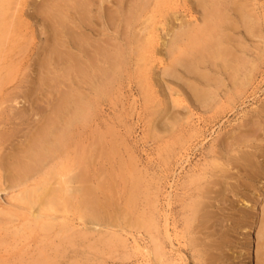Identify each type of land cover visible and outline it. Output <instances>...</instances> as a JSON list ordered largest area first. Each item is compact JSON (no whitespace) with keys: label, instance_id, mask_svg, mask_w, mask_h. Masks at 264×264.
Masks as SVG:
<instances>
[{"label":"bare ground","instance_id":"obj_1","mask_svg":"<svg viewBox=\"0 0 264 264\" xmlns=\"http://www.w3.org/2000/svg\"><path fill=\"white\" fill-rule=\"evenodd\" d=\"M106 1L110 2V6L112 3L113 8L105 6L107 3ZM158 1L160 2V0H129V2L127 0H51L45 5V10H41V15L45 17V22L50 26V33L48 32L49 35L46 37V45L42 47V49L44 48L43 51L45 56L41 65H39V69L41 70L40 73L43 71L44 73L42 74L46 75L44 79L42 78V80L45 81L49 80L48 77L50 75H55L57 78H61V84L63 83L64 87L60 94L64 95L60 97V100L57 103L58 106L55 110L53 109L54 116L50 119L48 116L49 122L47 129L43 127L44 129L42 128V131L41 129L40 131L38 129L40 132L39 134L36 132V136L38 137L33 140L32 149L27 153L28 156L26 159L16 158L17 161L13 167L14 172H12L11 175L16 180L13 184L15 187H19V192L21 193L19 197L24 203L38 204L39 206H42V209L47 208V210L50 209V211L58 210L59 208L60 212H62V209L65 211V208L69 209V206H73L75 199L78 198V204H81V209L79 207L80 211H78V213L80 212V216L88 215L89 218H96L95 214L93 215L96 201L93 197L89 196L90 194L88 193V195L85 190L81 194H78L80 188L75 186L77 185L75 182L74 184L72 183L75 178H73L74 172L71 166L70 169H66L65 165L62 163L56 164L55 166L57 168L55 166L52 168L53 165H49L47 170H50L48 172L43 171L44 175H49L50 179L53 178L54 175L58 178L55 180V183L51 184L50 182V185L46 184V182L42 183L40 181L43 177L42 175L39 180L38 178L37 180L35 179L32 184L28 183V180L31 173L36 174L39 164L42 161L50 162L53 161V159L55 161V158L57 160V157H61L62 154H65L64 157L68 156L69 158L67 153L68 150L66 149V151L64 149L67 145L69 149V144L67 142L65 143L64 140L68 138L67 135L69 133V128L77 126V122L79 121L82 124L87 117L89 101H86L84 97H86L87 94H93V96L97 98H104V95H107V90L109 91L108 88L114 84L116 85V82H118L117 77L122 70L124 61L127 60L129 55V57L133 55L134 59H136L134 61H137L135 63L137 66L134 73L140 84V92L138 93L140 95L143 94V102L145 101L149 103L152 99L151 97H155L152 96V93L158 94V92L161 91V94L163 92L165 93L164 90H166L167 87L164 89V86L170 85V82H172L173 84L175 83L177 88L174 91L175 94H182L184 95L185 100L188 99L189 101V99H192L196 101V103H200L203 111L205 113L208 112L209 114V116L206 117L202 115V122L203 127H206V134L210 132L207 135L209 136V139L210 137L211 139L206 142V146H202V161L190 166L186 173L184 172L185 176H182L183 180L178 183V185L176 184L180 193H174V196L171 192L166 190L168 193H166L167 195L165 197V206L160 202L162 201L160 200V195H157L156 200L152 201V205L154 206L153 211L155 210L154 212L152 211L153 217H150L151 219H149L147 224L145 223V220L139 219V216L136 218V221L141 225L146 226L145 228H147V230L148 226L151 224L152 226H155V229L157 230V234L152 239L154 245L153 248H151V252H153L155 257V263L153 262L154 260L152 262L154 264H170L165 263V260L167 259H164L166 251L164 252L165 247H163V245L165 241L163 242V238H166V240L169 241L168 243H171L170 246L168 245V248L171 250V248H173L171 238L180 235L183 245L188 249V253H190V257L194 258L195 262L197 261V264H264V36H259L260 40L257 39V37L256 39L258 42L256 39H252L253 36H257L256 30L259 28H256L259 25L255 24V26H257L255 27L256 30H254V21L257 22L259 20L258 22H261L260 24L264 26V6L261 5V7L259 6L260 4L257 6L256 3L258 0H241V2L237 1V3L231 4L229 7L227 4L230 2L226 0H172L175 5L178 6L180 4V7L186 12V14L183 15V17L181 16V18L174 15L175 13L173 14L174 16L169 15L170 19H167V21L165 19L164 24H162L163 22H160L162 25H160L158 21L157 23L162 26H159L161 28V30H159L160 28L155 26L154 23L153 25L151 23H149L151 25L147 24L155 17L153 12L158 6ZM251 1L254 2L252 3ZM126 2L128 3L127 9L125 7ZM7 3L8 0H0V54L4 50L2 45L6 41L7 36H12L18 30V27L16 28L15 26L16 24L18 25V23H6L1 20L2 13L6 10ZM167 3L168 2H166V4ZM171 5L170 2V6ZM249 5H251V8H253L254 11L259 8H262V11L260 14L257 12V16L251 15L254 14V12L252 13L250 11ZM125 12H127V14H124ZM168 12L170 13V10H168ZM165 15L166 14H164V17ZM254 16H256L257 20H255ZM5 17H3V19ZM124 26L132 33V35L130 34L131 47L128 49L130 50L129 52L128 50L127 52L125 51L126 47L123 49L124 47L122 48V46L116 43H110V38L118 40V33H120L119 29ZM263 26H261V28H263ZM109 30H111L113 35H109L110 33L108 34V32H110ZM258 30L261 32L260 28ZM252 40H256L254 44H256V42L257 44L259 43V47L256 46V44V47L252 48ZM169 79H172L173 81H168ZM5 81L6 80H4V83ZM169 88L167 91H169ZM170 91L172 92V90ZM170 91L166 93H170ZM71 94H85V96H75ZM242 94H249L247 96L243 95V99L251 97L252 107H245V109L239 107L243 103L242 101H239ZM162 95L166 96L164 94ZM174 97L173 100L169 98V100H166L168 105L170 100L174 103L178 99L174 100ZM44 98L46 97L44 96ZM158 100L159 99H157V102ZM164 100L162 99V101ZM167 102H165V104L163 102L164 106L167 105ZM148 103L146 104L148 105ZM150 103H153V108H149L151 106L147 107L152 110L155 109L154 107L157 106V103L156 106H154V101ZM173 103H170V109H172L170 110L171 112L169 111V106H167L168 109L161 111H164L163 116L158 114L162 104L157 108L159 111L157 110L148 113L150 116H154L156 112V114L161 117L157 119L156 117L155 119L153 118L152 124L149 122L152 125V132H150V134L155 130L153 127L158 126L156 128L157 133L154 131V134H157L156 138L158 139H160V136L158 137L159 133H166V135H171L170 137L173 138L172 134L176 133V130L178 132L177 126L181 123L182 117H180V114L178 115L177 112H172V105L178 106H175L177 110L180 106L182 108L184 107L182 105L179 106L180 102L178 104ZM146 104L144 105L145 108ZM197 107H199V105ZM143 108L144 107L141 109L143 110ZM89 112L91 111L89 110ZM17 113L20 114L19 118L23 117V119H25L24 116H22L23 114L21 115V113ZM150 116L149 118L152 117ZM230 117L232 118L228 120ZM59 121H62V131L59 132V135L50 139V128H56L58 125L57 122ZM216 124H218V126ZM83 125L85 126L84 123ZM83 125L81 130L85 128ZM29 126L32 127L31 125ZM214 126H217L218 130H211ZM113 128L114 127L111 126V130H113ZM148 129L150 131V128ZM197 129L199 130V128ZM183 130H181V132H183ZM31 131L33 130L31 129L30 132ZM186 131L188 132L187 129ZM102 132L104 133V131ZM110 132L112 131H109V133ZM200 132L202 133L203 131L200 130ZM213 133H215V136H212L214 135ZM72 134H70L69 137H71ZM111 134L113 135V132ZM178 134L181 133L179 132ZM189 134L192 135V132ZM203 134L204 136H207L205 135V132L202 133V136ZM100 136V139L105 137L104 134L102 137L101 132ZM113 136L116 139V135ZM146 136H148V139L151 137V135L149 137V133ZM181 136L183 137L186 135L183 134ZM32 137L34 136L32 135ZM164 138H166V136ZM151 139L153 138L151 137ZM111 141L113 140H110L109 144L113 143ZM165 141H167V139ZM28 142L30 141H27V143ZM111 146L112 145L109 147L111 148ZM113 146L112 148H114V150H112V152H115L116 149ZM160 146H162V144ZM20 147L22 146H19L18 148ZM164 151L168 152L169 149L166 148ZM108 152L109 151H107V153ZM94 154L96 155V153ZM82 156L84 158L85 155ZM81 157L79 158L81 159ZM88 157H86V159H88ZM74 158L78 160L77 156H74ZM165 158L166 156L163 157V160H165ZM12 160L13 159H11V161ZM70 160H72V158ZM61 161L63 162V160ZM81 161H84V159ZM73 162H75V160H72V164ZM128 162L131 161L129 160L127 163ZM86 163L89 162L87 161ZM131 163L134 164L133 162ZM49 164H51V162ZM78 168L80 167L78 166ZM131 168L129 169H131L132 172L136 171V169L133 170V165ZM40 172L39 175L41 174ZM6 173H8V171H6ZM136 173L137 171L134 174ZM124 174L127 175L126 170L124 171ZM180 174H178V176ZM141 175L142 179H144V173ZM33 177L34 176H32V178ZM180 177L181 176H179V178ZM119 179H121L120 176ZM125 179L126 180L124 181H127V178ZM152 179L150 181H152ZM115 180L116 179L114 178L113 181ZM150 181L148 184L145 182V186L146 184L148 185V187L146 186L147 189L151 187L149 185ZM138 182L137 184L140 183ZM154 182L155 179L153 183ZM86 183L88 184L87 181ZM120 183L123 185L125 184L123 181ZM153 183L151 182V185H153ZM132 184L134 185L133 188ZM132 184L130 185L131 187H128L132 188V190L135 189L137 191L144 187L139 186L140 189H136L135 187L137 184ZM126 185H129V183ZM146 187H144L143 190H146ZM108 188L110 189V187ZM127 190L131 191V189ZM131 192L133 193V191ZM127 195H129L127 197L131 198L130 193ZM137 195L134 194L132 197H137ZM24 203H22V205ZM154 203L158 204L155 206ZM175 203L179 204V214L177 216L175 215L176 217H172L171 224L169 215L172 213L171 211L174 210L171 206ZM47 213L49 214L50 212ZM34 216L35 215L32 217ZM59 219H62V216L61 218L59 217ZM67 219L70 218L68 217L66 220H62L67 221ZM70 220L72 221L73 219ZM89 220H87V222H89ZM133 220L134 219H132V222ZM94 223L96 222L93 221V224ZM37 224L36 221V225ZM61 224L64 223L61 222ZM50 225L51 224L46 223L42 228H51ZM64 225H59L58 229H60V231L64 229L65 231L66 226ZM38 226H40V223ZM96 226L98 227L97 224ZM168 226H172L171 229ZM159 227H163L162 230H158ZM42 228H40V230ZM105 228L107 229V227ZM28 229H30V227H28ZM32 231L33 230H28V232ZM162 232L164 235H162ZM21 233L22 232L19 234ZM14 234L15 233L12 232L10 235L14 236ZM19 234H15V237L16 235L19 236ZM146 236L147 235H145V237ZM176 241L178 240H175V242ZM134 243L138 244L136 239L135 242L133 240L132 244ZM135 246H138V249H140L139 245ZM135 246L133 248H135ZM130 247L131 246H129V248ZM148 249L149 247H147V249L143 247L141 251L146 252ZM133 250H136V248ZM177 251L174 253L179 256V252L177 254ZM144 252L142 253L145 255ZM144 259V262H146V257ZM147 259L149 260V255ZM172 260L174 261V259ZM39 262L40 259H38L36 263L38 264ZM150 262L151 261L147 262V264H151Z\"/></svg>","mask_w":264,"mask_h":264},{"label":"rangeland","instance_id":"obj_2","mask_svg":"<svg viewBox=\"0 0 264 264\" xmlns=\"http://www.w3.org/2000/svg\"><path fill=\"white\" fill-rule=\"evenodd\" d=\"M49 1L51 0H8L6 10L2 13V16H1V20H3V22H6V23L15 22V24L18 23L19 26L16 24L15 25L16 28L18 27L17 32H15L12 36L11 35L7 36L6 41L2 45L4 50L0 54V68H3V69H0V78H1L0 79V85H1L0 86V175H1L0 176V189H1L0 190V264H37L36 262L38 261V259H40V262L38 264H147V262L149 261H151L150 262L151 264H154L155 257L153 255V252H151L152 251L151 248H153L154 243L152 242V239L157 234V230L155 229V226H152V224L148 226V230H147V228H145L146 226H143L136 221V218L139 216V219L145 220L146 221L145 223L147 224L149 222V219H151L150 217H153L152 211L154 209L153 208L154 206L152 205L153 203L152 201L156 200L157 195H160V200H162L160 202L162 203V205L165 206L166 204L165 197L167 195L166 193H168L166 192V190L171 192L173 195L174 193L175 194L180 193L179 192L180 190L177 189L178 187L177 185L183 180L182 176H185V173L190 168V166L202 161V146L205 145L206 142L211 139V137L209 139V136L207 135L210 132L206 134V127H203V122H202L203 116L206 117V116H209V114L208 112L205 113L203 111L202 105L200 103H196V101L192 99L191 100L189 99V101L188 99L185 100V97L182 94L180 95L175 94L174 91L177 88H176L175 83L173 84L172 82H170L171 83L170 85L164 86V89L166 87L167 89L164 90L165 93L163 92L162 94L166 96H163L161 94L162 91L158 92V94L152 93V96H155V97H151L152 99L150 100V102L154 101V104H155L154 106H156V103H157V106L154 107L155 109L153 110L149 109V108H153L152 106L153 103H150V102L148 103L145 101L143 102V99H144L142 98L143 94L140 95L138 93L140 92L139 91L140 84L137 80L136 74L134 73V70H136V66H137L135 63L137 61H134L136 59H134L133 55H132L133 57L132 56L129 57L130 56L129 55L127 60L124 61L122 70L120 71V74L117 77L118 82H116V85L115 84L113 85L114 88L113 86H111L112 88L110 87L111 89L108 88L109 91L107 90V95L106 96L104 95V98L103 97H101V99L97 98L93 96V94H87L86 97H84L85 94H71L75 96L82 95L86 101L87 100L89 101L87 117L83 121L85 126L83 125V123L81 124V122L79 121L80 123L77 122L78 128L77 126L69 128V133L70 134L73 133L72 134L73 137L72 135L71 137H69L70 134L68 133L67 135L68 138L64 140L65 143L67 142L69 144V149L67 147L68 146L67 144H66L67 145L66 148H64L65 150L66 149L68 150L67 153L69 155V158L68 156L64 157L65 154H62L61 157L59 158L57 157V160L55 158V161L54 159L53 161H50L51 164H49L50 162L42 161L39 164V168L37 169L36 174L31 173L30 174L31 176H29V180H28V183L32 184V182L35 179L37 180L38 178L39 180L40 176L42 175L43 177L41 176L42 178L40 181L42 183L46 182V184L50 185V182L51 184H53L55 183V180L58 178L54 175L55 177L53 176V178L50 179L49 175H46V176L44 175L43 171L48 172L50 170V169L47 170L49 165H53L52 166L53 168L56 164L62 163L63 165H65L66 169L68 168L70 169L72 167L73 172H74L73 178H75L73 179L72 183L74 184L75 182V184H77L75 186L80 188V191L78 192V194H81L85 190V192L87 194L89 193L90 195L89 194L88 195L93 197L94 200L96 201V204L94 206V212H93V215L95 214L96 218H91V217L89 218L88 215L80 216V212L78 213V211H80L81 209L80 207L81 204H78V201H79L77 200L78 198L75 199L73 206H69V209L65 208V211L62 209V212H60L59 208H58L59 211L58 210L50 211V209L47 210V208H44L45 206L43 207L44 209H42V206H39L38 204H31L27 202L24 203L23 200H21L19 197L21 194L19 192L20 190L19 187H15L13 184L14 181L16 180L14 179L13 176H11L12 172H14L13 167L16 164V161H17L16 158L18 157V159H26V157L28 156L27 153H29L30 150L32 149L33 140H35L36 137H38L36 136L37 135L36 132H38L39 134L40 129L41 131L44 128L47 129L49 119L54 116L53 109L55 110V108L58 106L57 103L59 102L60 97L64 95V94H60L62 88L64 87L63 83L61 84L62 79L57 78L55 75H50L48 77L49 80H46V81L42 80V78L44 79L46 75L42 74L44 73L43 71L40 73L41 70L39 69V65H41L44 59V56H45L44 51H43L44 48L42 49V47L46 45L45 40H46V37L50 33V26L47 24V22H45V17H43L41 14H42V11L45 10L46 8L45 5H47ZM127 1L129 2V0ZM226 1L230 2L229 4H227L228 7L231 4L237 3V1L241 2V0H226ZM166 2H168L169 4L168 3L166 4ZM170 2L172 4L171 6H170ZM157 3H158V6L154 9V12H153L155 16L153 18L154 20L152 19L147 24L151 23L153 25L154 23L155 26L160 28L162 27L160 25L165 23L164 20L166 19L167 21V19H170L171 15L172 16L176 15L179 18H181V16L183 17V15L186 14V12L183 11V9L180 7V4L177 6L172 0L171 1L170 0H160V2L158 1ZM256 4L257 6L259 4H260L259 6L261 5L264 6V0H258ZM105 6L109 7L110 2H107ZM127 6H128V3L126 2L125 3L126 9H127ZM110 7L113 8L112 3ZM249 8L252 13L254 12V14H251V15L257 16V12L260 14V12L262 11L261 10L262 8L256 9V11H254L253 8H251V5H249ZM166 10H167V13H166ZM168 10H170L171 14L168 12ZM127 12H125L124 14H127ZM164 14H166L165 17H164ZM256 16H254L255 20H257ZM3 17L5 18L3 19ZM158 21L159 23L160 22L161 23L163 22V23L162 24L160 23L159 25L157 23ZM258 21L257 22L254 21L255 22L254 30H256V28L259 27L261 32H259L258 30L259 28H258L256 30L257 36L256 35H255L256 37L253 36L252 39H256L257 37H258L257 39H259V36L260 37L262 35L264 36V32H262L264 31V26L261 25L260 24L261 22H258ZM255 24L259 26L256 25L257 26L256 27ZM260 25L263 26V28H261ZM159 30H161V28ZM109 31L110 32H108V34L110 33L109 35H113L111 30ZM119 32L120 33H118V36H119L118 40H114L109 37L110 43H116L122 46V48L124 47L123 49H125L126 47L125 51L127 52V50L130 49L131 47L130 37L132 33L131 31L129 32L125 28V26L121 27L119 29ZM94 38L96 37L94 36ZM256 40H252L253 41L251 43L252 48L259 45V43L257 44L258 40L256 42L257 45L254 44ZM129 51L130 50H128V52ZM4 80H6L5 83H4ZM171 80L172 79H169L168 81H171ZM36 87L38 88V90ZM168 88H169V91L172 90V92L170 91V93H166V92H169L167 91ZM27 93L30 94V97H29V94ZM159 93L162 95V97H166V98H162ZM176 95L179 97H177ZM243 95L247 96L249 94H242L239 101H242L243 103L239 107L244 108V109L245 107L246 108L252 107L253 105L251 103L252 102L251 97L247 99H243L244 98ZM44 96L46 98H44ZM88 97L90 98V100ZM173 97L175 98L174 100L178 98L176 101H178L180 98L178 102L175 101L174 103L178 104L180 102L179 106L182 105L184 107L182 108L180 106L178 109L179 111H178L176 109V107L178 106L172 105V108H173L172 112H177L178 115L180 114V117H182V121L180 123L181 125L179 124V126H177L178 127L177 128L178 132L176 130L177 134L176 133L172 134L173 138L170 137L171 135H166V133H163V134L159 133L158 137L160 136V139H158L156 138L157 134H154V131H156L157 133L156 128L158 126L153 127L155 129L153 130V133H152L153 135L150 134V132H152L151 124H152L153 118L155 119L156 117L157 119L160 116H163L164 111L163 112L161 111L168 109L167 106H169V111L172 110L170 109V107L173 102H171L170 100L169 105H168V102L166 100L168 98L173 100ZM161 98L165 100L162 101ZM157 99H159L158 102H157ZM141 102H142V105L144 103L145 104L148 103V105L146 104V108L144 106L145 104L143 106L141 105ZM163 102L164 104L165 102H167V105L164 106ZM189 104L190 105L192 104L193 106L192 105L190 106ZM160 105L162 106L161 109H159L161 113L160 112L158 113L160 116H158V114H156L155 112L156 115L155 114L154 116L151 115L152 116L151 117L148 113L157 111L158 110L157 108L160 107ZM198 105L199 107H197ZM147 106L148 107L151 106V107L148 108ZM142 107H144L143 110L141 109ZM89 110L92 113L89 112ZM17 112L21 113V115L23 114L22 116H24L25 119H23V117L19 118L20 114H18ZM182 115L184 116V118ZM48 116H49V119H48ZM149 116L151 118H149ZM29 117H32V118H29ZM231 118L232 117H230L228 120H230ZM33 122H36V123H33ZM61 122L62 121L57 122L59 126L57 125L56 128L54 127L50 128V131H49V138L51 137L50 139H53L54 137L59 135L60 131H62ZM149 122H151V124ZM218 124L216 125L218 126ZM29 125H31L32 127H30ZM82 125L85 127L83 130H81ZM111 126L114 127L113 130H111ZM217 126H214L213 128H211V130H215V131L218 130ZM146 127L149 133V137L151 135L153 139H151V137L150 139L147 138L148 136L146 135H148V133L146 131ZM196 127L199 128V130ZM148 128H150V131ZM31 129L33 131L30 132ZM186 129L188 130V132L186 131ZM108 130L112 131L113 135H116V139L111 134L112 132L109 133ZM181 130H183V132H181ZM200 130L203 131L202 133L205 132V135L207 136H204V134L202 136V133L200 132ZM102 131H104V133ZM100 132L102 134V137H103V134L105 136L108 133V135L103 137V139L102 138L100 139L99 138ZM179 132L181 134H178ZM191 132H192V135L189 134ZM196 132L198 133V135ZM183 134L186 136L182 137L181 135ZM213 134L214 135L212 136H215V133ZM32 135L34 137H32ZM165 136L166 138H164ZM112 137L115 139V141ZM21 138L23 139V141ZM109 139L113 140L111 141L113 143L109 144L110 142ZM166 139L167 141H165ZM168 139L169 140L171 139V140L169 141ZM27 141H30V142L27 143ZM161 144L162 146H160ZM110 145L112 146L114 145L113 147H115L116 149L115 152L114 151L112 152L114 148H112V146L110 148L109 147ZM19 146H22L23 148L22 147L18 148ZM163 147H164V150H166L167 148L169 149V151L165 152L163 150ZM107 151H109L110 153L109 152L107 153ZM94 153H96V155ZM82 155H85L84 158ZM74 156L75 157L77 156L78 160H76ZM164 156H166L165 160H163ZM79 157H81V159ZM86 157H88V159H86ZM71 158L73 161L75 160L73 164H72V160H70ZM11 159L13 160L11 161ZM64 159L66 162L64 161ZM83 159L84 161H81ZM61 160H63V162ZM129 160L133 162L134 164H132L131 162L127 163V161ZM87 161L89 163H86ZM177 162L179 165L177 164ZM74 163H75V166H74ZM132 165H133V170L136 169L137 171L136 174H134L136 171L132 172L131 170ZM78 166L81 169L78 168ZM122 166L126 170L127 175L124 174L125 170L122 168ZM6 171H8V173H6ZM39 172L41 173L40 175H39ZM143 173H144V179H142L143 176L141 175ZM178 174H180L179 175L181 176L180 178ZM32 176L34 177L32 178ZM119 176L121 179H119ZM114 178L116 179L115 181H113ZM125 178H127V181H124L126 180ZM118 179L121 181H119ZM151 179L152 181H150ZM154 179H155V182L153 183ZM75 180H77L78 182ZM96 180H98L99 182ZM86 181L88 182V184L86 183ZM122 181L123 183L125 182L124 185L120 183ZM149 181H150L149 185L151 187L147 189L148 187L147 184ZM137 182L139 184H137ZM145 182H147L146 184L147 187L145 186ZM151 182L153 183L154 186L151 185ZM128 183L129 185H126ZM132 183L137 184V186L135 187L136 189H140L141 186L142 187L144 186L146 187L145 188L146 190H143L144 187L141 188L142 192L141 190H137V191L135 189L132 190L134 186ZM131 184H132V188H128ZM108 187H110V189ZM127 189H131L133 193L130 190L128 191ZM137 192H138V195H137ZM128 193H130V196L132 199L130 197H127L129 196L127 195ZM143 193H146V194H143ZM134 194H136L137 197L136 196L132 197V195ZM126 197L129 200H127ZM161 197L162 198L164 197L163 198L164 200ZM150 198H152L153 200ZM21 202L24 204L22 205ZM98 204L102 207H100ZM157 204L158 203H154L155 206ZM175 204L171 206V208L173 207L172 209L174 210L171 211L172 213H170L169 215L170 222L172 221L173 216L176 217L179 214V207H178L179 204L178 203H175ZM72 207L76 210H74ZM41 210H42V213H41ZM46 210L47 212H50V213L48 214ZM134 213H138V214H134ZM33 215H35L34 216L35 218L32 217ZM61 216H62V219L66 220V218L69 217L70 219H73V220L71 221L70 219H67V221L69 220L67 222L65 220L59 219V217L61 218ZM89 219L91 220V224H90ZM132 219H134L133 222H132ZM87 220H89V222H87ZM36 221L38 223L37 225H36ZM93 221L96 223L93 224ZM61 222L64 223L65 225L61 224ZM80 222H81V225H80ZM112 222H113V225H112ZM39 223L41 227L38 226ZM46 223L51 224L50 225L51 228H48V229L42 228V226H44V224L46 225ZM96 224L98 225V227L96 226ZM59 225L66 226L65 231L64 229L60 231V229H58ZM70 225H71V229H70ZM28 227H30V229H28ZM105 227H107V229ZM168 227L171 229L172 226H168ZM40 228L42 229L40 230ZM162 228L159 227L158 230L159 229L162 230ZM28 230H33V231L28 232ZM15 231H18L19 233L22 232V233L19 234L18 232H15ZM12 232L15 234H19V236L16 235L15 237V234L14 236L10 235ZM145 235L147 236L145 237ZM162 235H164L163 232H162ZM173 237L175 240H178L180 244L178 243V241L175 242ZM173 237L171 238L172 240L171 242L174 245V246L172 245L173 248H171V250L173 249L172 250L173 252L170 250V248H168L171 243H168L169 241L166 240V238H163V242L165 241L166 243V244L164 243L163 245V247H165L164 252L166 251L165 252L166 254L164 255V259H167L165 260V263L197 264V261L195 262V259L190 257V253H188V249L183 245L182 238L180 237V235L177 236L178 238L176 236H173ZM69 238H72V239H69ZM135 239L138 244H135V243L132 244L133 240L135 242ZM140 240L143 243H141ZM128 245L131 247L129 248ZM135 245H139L140 249H138V246H135ZM134 246L137 251L133 250L135 249L133 248ZM180 246H181V249H180ZM143 247H145L146 249L147 247H149V249L146 252L141 251ZM182 250L184 253L182 252ZM176 251H177V254L179 252V256L175 255L176 253L174 252ZM142 252H144L146 256ZM148 255H149V260L147 259ZM144 256L146 257V262H144L145 260ZM150 256L152 257V259ZM172 259H174V261Z\"/></svg>","mask_w":264,"mask_h":264}]
</instances>
